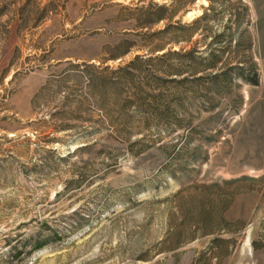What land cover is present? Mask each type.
<instances>
[{
  "label": "rangeland",
  "instance_id": "374dc122",
  "mask_svg": "<svg viewBox=\"0 0 264 264\" xmlns=\"http://www.w3.org/2000/svg\"><path fill=\"white\" fill-rule=\"evenodd\" d=\"M0 264H264V0H0Z\"/></svg>",
  "mask_w": 264,
  "mask_h": 264
},
{
  "label": "trees",
  "instance_id": "16d2710c",
  "mask_svg": "<svg viewBox=\"0 0 264 264\" xmlns=\"http://www.w3.org/2000/svg\"><path fill=\"white\" fill-rule=\"evenodd\" d=\"M154 6H155V8L157 10V13L154 14V21L155 22H159V21H162L163 19H166L165 18V14H162V13L167 10L168 6H166L164 4H162V5H154ZM174 16H175V12H173L170 15L169 19L173 18Z\"/></svg>",
  "mask_w": 264,
  "mask_h": 264
}]
</instances>
